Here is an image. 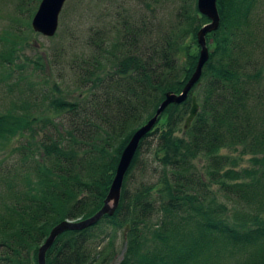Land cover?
Here are the masks:
<instances>
[{
  "label": "trees",
  "instance_id": "obj_1",
  "mask_svg": "<svg viewBox=\"0 0 264 264\" xmlns=\"http://www.w3.org/2000/svg\"><path fill=\"white\" fill-rule=\"evenodd\" d=\"M28 1L18 6L26 10ZM217 5L221 21L207 34L212 50L201 78L188 98L168 105L141 139L115 213L62 232L47 251V264H115L118 234L127 225L126 249L117 264H264V69H252L264 59V0H217ZM186 18L164 35L167 46L161 52L126 51L109 59L115 75L92 89L91 107L44 93L56 112L83 108L85 130L79 138L72 136V146L61 140L30 142L37 147L24 153L28 169L19 178V172L4 178L8 193L0 201V264H39L38 250L55 225L90 217L103 206L135 131L168 91L183 90L196 69L197 32L210 19L197 0ZM31 25L29 19L26 27L33 30ZM5 33L0 63L11 65L19 40L28 37ZM190 35L197 44L194 53L193 44L186 43ZM183 52L184 64L178 62ZM200 84L202 91L194 92ZM193 95L199 111L185 130ZM22 107L0 114V149L15 135H34L36 112ZM152 134L163 177L131 190L129 175ZM246 154H251L247 166L242 164ZM195 159L203 161L201 168Z\"/></svg>",
  "mask_w": 264,
  "mask_h": 264
},
{
  "label": "rangeland",
  "instance_id": "obj_2",
  "mask_svg": "<svg viewBox=\"0 0 264 264\" xmlns=\"http://www.w3.org/2000/svg\"><path fill=\"white\" fill-rule=\"evenodd\" d=\"M194 1L66 0L59 15L57 31L53 36H47L35 31L33 27V30L26 27L29 19L32 22L41 0L28 1L26 10L18 6L20 0H0V51L5 48V41L1 36H9L5 33L6 30L17 31L22 37H28L21 40L17 38L21 42L14 63H0V114L11 108L21 112L24 111L22 106L30 105L28 109L36 112L38 118L32 137L29 132L15 135L7 147L0 149V201L3 194L8 193L4 178L18 172L19 178L22 169H28L29 162H25L24 153L29 151L30 142L34 144L44 139L61 140L63 144L72 146V136L79 138L78 133L85 130L87 119L83 118L86 115L83 108L56 112L44 100V93L62 95L68 101H82L81 104L91 107L95 99V91L92 92V89H97L101 80L115 75L114 63L109 59L114 55L121 57L126 51L146 52L149 55L155 51L161 52L167 46L164 35L172 33L171 28L178 21L184 22L187 19ZM261 35L264 36V33ZM192 40L190 35L186 43L193 44L190 50L194 53L197 44L192 43ZM208 42L209 40L207 44L210 54L212 47ZM248 49L258 59L253 46L249 45ZM200 50L199 44V55ZM181 58L178 62L184 64L188 61L185 52ZM257 63L252 67L254 71H258L260 67L264 69V59ZM84 75L86 78H82ZM202 88L200 84L194 92L198 93ZM97 95H101V90ZM155 144V134L145 140L139 163L129 175L128 185L131 190L142 182L152 184L163 177L160 159L154 153ZM33 147L37 146L31 148ZM223 152L230 151L224 149ZM232 154H237V151ZM250 157L251 154H246L242 164L250 165ZM194 162L201 168L203 161L195 159ZM211 187L217 189L215 185ZM219 199L223 200L221 194ZM129 230L130 227L119 231L115 264L124 255L125 234Z\"/></svg>",
  "mask_w": 264,
  "mask_h": 264
},
{
  "label": "water",
  "instance_id": "obj_3",
  "mask_svg": "<svg viewBox=\"0 0 264 264\" xmlns=\"http://www.w3.org/2000/svg\"><path fill=\"white\" fill-rule=\"evenodd\" d=\"M66 0H41L40 5L33 16L32 26L35 31L47 36H53L59 24V15ZM199 11L209 17L210 21L204 24L197 32L198 42L201 46L200 55L195 71L186 82L180 93L168 91L165 98L158 105L155 114L140 128H138L130 141L121 153L116 173L110 185L109 192L104 200L103 206L92 216L78 220H63L53 227L50 234L38 250V263L47 264L46 254L53 245L56 238L66 230H80L98 222L105 214L115 213L121 199V192L125 175L138 150L141 139L150 132L158 121L159 116L164 112L168 105L172 103H182L185 101L191 89L201 78L203 67L209 59V47L206 36L209 32L217 30L220 25V13L217 0H197ZM199 111L197 97L192 96V107L185 120V130H187ZM129 229V225H127Z\"/></svg>",
  "mask_w": 264,
  "mask_h": 264
}]
</instances>
